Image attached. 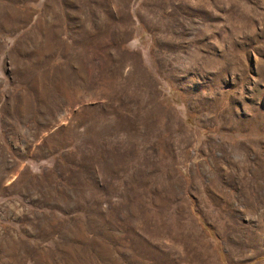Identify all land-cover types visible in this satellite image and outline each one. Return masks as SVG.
<instances>
[{
	"label": "rangeland",
	"instance_id": "374dc122",
	"mask_svg": "<svg viewBox=\"0 0 264 264\" xmlns=\"http://www.w3.org/2000/svg\"><path fill=\"white\" fill-rule=\"evenodd\" d=\"M0 264H264V0H0Z\"/></svg>",
	"mask_w": 264,
	"mask_h": 264
},
{
	"label": "crops",
	"instance_id": "0c3cea01",
	"mask_svg": "<svg viewBox=\"0 0 264 264\" xmlns=\"http://www.w3.org/2000/svg\"><path fill=\"white\" fill-rule=\"evenodd\" d=\"M50 17H51V12H49V17H46V22L50 23Z\"/></svg>",
	"mask_w": 264,
	"mask_h": 264
}]
</instances>
